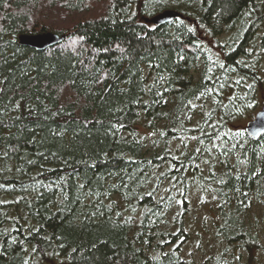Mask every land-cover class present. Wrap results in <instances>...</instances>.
<instances>
[{
  "label": "trees",
  "instance_id": "trees-1",
  "mask_svg": "<svg viewBox=\"0 0 264 264\" xmlns=\"http://www.w3.org/2000/svg\"><path fill=\"white\" fill-rule=\"evenodd\" d=\"M263 91L264 0H0V264H255Z\"/></svg>",
  "mask_w": 264,
  "mask_h": 264
},
{
  "label": "rangeland",
  "instance_id": "rangeland-1",
  "mask_svg": "<svg viewBox=\"0 0 264 264\" xmlns=\"http://www.w3.org/2000/svg\"><path fill=\"white\" fill-rule=\"evenodd\" d=\"M246 122L247 121H244L243 127L245 126ZM191 211L192 212L188 217L190 239L185 245V254L188 258L194 260L195 264H198L200 262V258L204 259L211 252L216 251L218 244L212 238V219L214 217L212 210L208 209L206 205L195 202ZM259 213L260 206L255 205L253 207L252 214L253 216H257ZM255 264H264V256L260 255L259 258L256 259Z\"/></svg>",
  "mask_w": 264,
  "mask_h": 264
},
{
  "label": "water",
  "instance_id": "water-1",
  "mask_svg": "<svg viewBox=\"0 0 264 264\" xmlns=\"http://www.w3.org/2000/svg\"><path fill=\"white\" fill-rule=\"evenodd\" d=\"M178 16V13L165 10L152 18L149 22L154 25H161ZM65 39V35H59L55 32H39L33 34H20L17 37L18 43L37 51L45 50L61 43ZM246 133L256 139L264 134V103L259 110L256 111L253 118L248 120L244 126Z\"/></svg>",
  "mask_w": 264,
  "mask_h": 264
}]
</instances>
